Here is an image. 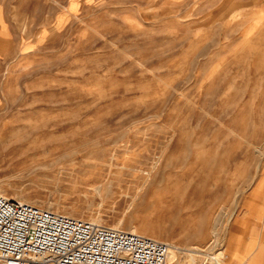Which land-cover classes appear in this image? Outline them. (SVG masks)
<instances>
[{"label": "rangeland", "instance_id": "1", "mask_svg": "<svg viewBox=\"0 0 264 264\" xmlns=\"http://www.w3.org/2000/svg\"><path fill=\"white\" fill-rule=\"evenodd\" d=\"M0 17V194L168 243V264H243L244 235L264 240L232 231L243 208L264 226V0H0Z\"/></svg>", "mask_w": 264, "mask_h": 264}, {"label": "built area", "instance_id": "2", "mask_svg": "<svg viewBox=\"0 0 264 264\" xmlns=\"http://www.w3.org/2000/svg\"><path fill=\"white\" fill-rule=\"evenodd\" d=\"M169 253L160 240L0 195V264H166Z\"/></svg>", "mask_w": 264, "mask_h": 264}, {"label": "crops", "instance_id": "3", "mask_svg": "<svg viewBox=\"0 0 264 264\" xmlns=\"http://www.w3.org/2000/svg\"><path fill=\"white\" fill-rule=\"evenodd\" d=\"M3 18L0 17V36L2 35L4 26H3ZM260 206L258 207V210L260 209V207H262L261 204H259ZM256 214L259 215V217L256 216ZM261 212H252L250 210H247L246 208H243L241 211V214L238 216L239 219H236V224L232 225V231L234 232V230L238 231V225L243 223L246 224L247 226V230L248 228L250 229L251 225H258L260 229H262V231L264 232V226L263 222H261V218L262 216H260ZM264 214V213H263ZM243 220L240 221L239 224L237 225V222L239 220ZM249 225V226H248ZM261 231V232H262ZM232 232V234H233ZM261 237V236H260ZM245 240H247L249 242V244L253 241V249L251 250V253H249V255L245 256L244 258V263L243 264H264V240L263 239H259L256 244L255 241L253 239H251L249 232L247 234L244 235Z\"/></svg>", "mask_w": 264, "mask_h": 264}, {"label": "bare ground", "instance_id": "4", "mask_svg": "<svg viewBox=\"0 0 264 264\" xmlns=\"http://www.w3.org/2000/svg\"><path fill=\"white\" fill-rule=\"evenodd\" d=\"M1 195V194H0ZM3 196V195H2ZM3 197H5V196H3ZM6 198V197H5ZM8 199V198H7ZM16 202V201H15ZM21 203V202H20ZM98 223V222H97ZM175 249V247H172V250H174ZM170 251H171V246H170ZM193 252V251H192ZM197 251H195V253H196ZM200 252V251H199ZM170 254V253H169ZM189 255V254H188ZM168 257H169V255H168ZM195 258H196V255L195 254H193L192 255V260L194 261L195 260ZM215 261L216 260H218V259H216V258H213ZM166 264H168V258H167V261H166Z\"/></svg>", "mask_w": 264, "mask_h": 264}]
</instances>
